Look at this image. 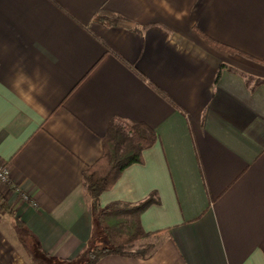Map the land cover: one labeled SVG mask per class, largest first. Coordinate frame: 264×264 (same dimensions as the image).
Instances as JSON below:
<instances>
[{
	"label": "crops",
	"instance_id": "crops-1",
	"mask_svg": "<svg viewBox=\"0 0 264 264\" xmlns=\"http://www.w3.org/2000/svg\"><path fill=\"white\" fill-rule=\"evenodd\" d=\"M118 119L155 142L100 204H136L146 258L264 264V0H0L2 264H82V174Z\"/></svg>",
	"mask_w": 264,
	"mask_h": 264
},
{
	"label": "trees",
	"instance_id": "trees-1",
	"mask_svg": "<svg viewBox=\"0 0 264 264\" xmlns=\"http://www.w3.org/2000/svg\"><path fill=\"white\" fill-rule=\"evenodd\" d=\"M155 139V132L144 124L118 119L108 123L102 137L101 156L82 174L86 200L104 239L92 242L82 253V264H94L106 255L133 258H146L150 255L151 245L139 249H134V246L149 236L142 228L140 215L153 198L148 197L136 204L114 202L107 207H102L99 199L102 192L114 185L125 168L142 161V152ZM3 213L14 214L4 194L0 192V217Z\"/></svg>",
	"mask_w": 264,
	"mask_h": 264
},
{
	"label": "built area",
	"instance_id": "built-area-1",
	"mask_svg": "<svg viewBox=\"0 0 264 264\" xmlns=\"http://www.w3.org/2000/svg\"><path fill=\"white\" fill-rule=\"evenodd\" d=\"M10 167L7 163L0 161V185L5 186L9 182Z\"/></svg>",
	"mask_w": 264,
	"mask_h": 264
},
{
	"label": "rangeland",
	"instance_id": "rangeland-1",
	"mask_svg": "<svg viewBox=\"0 0 264 264\" xmlns=\"http://www.w3.org/2000/svg\"><path fill=\"white\" fill-rule=\"evenodd\" d=\"M103 239H104V236H103ZM139 244H140V242L136 243L135 246H134V249H139V248L144 246L142 244L139 246Z\"/></svg>",
	"mask_w": 264,
	"mask_h": 264
}]
</instances>
